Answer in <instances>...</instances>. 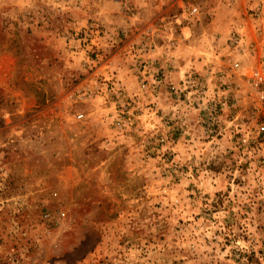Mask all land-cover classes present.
I'll return each instance as SVG.
<instances>
[{"label":"rangeland","instance_id":"1","mask_svg":"<svg viewBox=\"0 0 264 264\" xmlns=\"http://www.w3.org/2000/svg\"><path fill=\"white\" fill-rule=\"evenodd\" d=\"M254 70L264 0H0V264H264Z\"/></svg>","mask_w":264,"mask_h":264},{"label":"built area","instance_id":"2","mask_svg":"<svg viewBox=\"0 0 264 264\" xmlns=\"http://www.w3.org/2000/svg\"><path fill=\"white\" fill-rule=\"evenodd\" d=\"M236 66L238 64H235ZM252 78H253V84H254V88L256 89L259 98L261 100H264V76H262L261 72L259 70H254L252 72ZM186 81H190L188 78L186 79ZM210 118L211 119H215L216 118V114L219 113V109L216 103L211 104L210 105ZM78 117H82V114L78 115ZM210 123H208L209 125ZM207 131H211V127L207 128Z\"/></svg>","mask_w":264,"mask_h":264}]
</instances>
